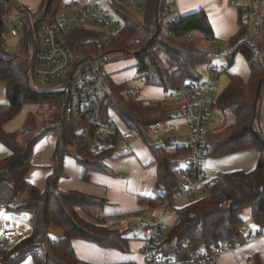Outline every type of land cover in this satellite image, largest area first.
<instances>
[{"label": "trees", "instance_id": "obj_1", "mask_svg": "<svg viewBox=\"0 0 264 264\" xmlns=\"http://www.w3.org/2000/svg\"><path fill=\"white\" fill-rule=\"evenodd\" d=\"M263 1L256 0L257 8ZM59 3L60 0H42L38 8L39 21L44 23L54 19ZM18 6L13 0H0V20ZM172 6V0H144L142 19L129 9L119 7L117 10L124 24L111 35L110 50L107 51L111 60L134 59L136 62L132 66L144 76L145 84L158 86L163 93L179 88L184 81L200 78L197 66L210 60L209 50L198 48L193 39L186 40L187 33L196 32L203 38L208 35L218 43L211 35L208 15L202 9L181 15L177 20L170 18L164 31L160 20L165 10ZM243 20L244 17L239 18L237 32L226 43V61L230 65L234 55L242 52L249 77L245 80L238 74L227 73L228 82L217 96L216 105L220 110H229L234 119L228 125L210 130L208 139L212 155L253 147L259 151V156L252 170L219 172L208 181L206 196L180 208L172 206L176 220L167 231L168 238L188 240L192 247L214 248L226 242L243 243L244 227L252 226L254 231L264 228V135L258 124V100L264 86V56L259 59L254 48L243 43V28L247 24ZM68 36V43L84 60L100 49H93V52L85 47L98 44L97 34L93 31L74 30ZM136 39L138 43H135ZM208 45L213 48L211 43ZM30 56V46L22 38L14 53L0 47V80L6 82L7 98V103H0V143L9 150L8 155L0 158V209L26 213L30 224V234L19 237L10 248L1 251L0 264H19L27 256L32 257L34 264H82L72 247L73 239L87 240L126 253L129 240L124 232L95 223L106 217L104 207L107 201L104 197L56 187L57 180L64 175L63 159L71 155V149L75 147L71 140L73 129L82 122L62 117V93L42 90L31 82ZM113 73L108 71L110 97L100 102V119L103 123L108 122L112 111L128 129L147 138V125L169 118V111L160 105L144 106L143 100L135 96L137 91L129 90L125 94L130 97H125L126 79L115 82L110 77ZM25 104L38 108L48 105L42 118L44 122L37 128L41 110L36 113L28 110L20 129L6 130L4 124ZM52 123L56 126L51 127ZM50 130L57 133L58 139L52 154L51 173L46 187L40 190L25 175L33 165L34 145ZM118 134V127L103 132L99 138L102 146L98 151H88L81 146L76 150L78 154L74 157L84 167L83 178L88 179L93 170L112 173L104 159L123 155L117 144ZM153 151L161 193L138 197L141 208L137 212L154 209L161 201L170 200L172 193L178 192L186 182L177 170L180 160L171 150L158 147ZM177 152L184 155L182 149ZM13 202L14 206H11ZM247 209L251 225L244 220ZM51 227L59 228L61 236L53 238L49 233ZM251 264L260 263L253 258Z\"/></svg>", "mask_w": 264, "mask_h": 264}, {"label": "built area", "instance_id": "obj_2", "mask_svg": "<svg viewBox=\"0 0 264 264\" xmlns=\"http://www.w3.org/2000/svg\"><path fill=\"white\" fill-rule=\"evenodd\" d=\"M143 1L71 0L69 4H65L67 8L65 13L44 23L39 21V9L31 5H19L16 10L0 20V47L5 48V36L24 39L30 46L31 82L42 90L62 93V117L82 122L73 129L71 137L73 146L98 151L102 146L99 138L103 136V132L113 131L115 125L111 120L103 123L99 112L101 100L110 97L106 69V64L111 59L109 52L92 53L91 58L84 60L68 43V35L74 30H90L97 34L96 40L99 45L107 43L111 35L124 24L117 9L122 6L140 10ZM102 2L107 4V8ZM172 12L173 20L181 16L175 12L173 6L166 9L160 20L164 31L169 24L167 16ZM241 12L243 16L246 14L249 16L247 32L243 35L242 41L262 56L253 38L258 28L260 29L256 6L254 4L243 6ZM185 39L190 40V33L185 35ZM204 39L213 46L209 51L210 60L206 62L208 64L206 78L184 81L179 88L168 91L164 98L142 99L145 105L161 101L173 106L169 118L149 125L152 139L147 142L150 146L171 150L176 158L184 160L185 165L178 167L177 170L185 179V184L178 192L172 193L170 200L159 203L156 208L160 214L129 212L95 221L99 225L124 232L128 240L138 242L142 258L140 262L134 264H213L223 251L235 249L242 244L226 242L214 248L192 247L188 240L168 238V229L162 221L166 211L171 209L180 197L195 200L206 195V187L211 180L204 172V161L211 151L208 132L225 123L219 116L221 110L216 105V98L213 97L214 79L225 67L220 65L217 68L212 61L215 56L226 60V51L220 50V43L211 40L208 35ZM138 41L136 39L135 43ZM172 118L183 120L186 127L184 133L179 132V124L170 123ZM54 126L56 124L52 123L51 127ZM117 140L125 144L129 136L120 133ZM178 149H182L184 155L177 152ZM154 192V195L161 193L158 183L154 187ZM10 205L14 206V202ZM263 230L249 229L245 233V241L261 237L264 234ZM20 232L21 230L11 226L0 230V257L1 251L10 248Z\"/></svg>", "mask_w": 264, "mask_h": 264}, {"label": "crops", "instance_id": "obj_3", "mask_svg": "<svg viewBox=\"0 0 264 264\" xmlns=\"http://www.w3.org/2000/svg\"><path fill=\"white\" fill-rule=\"evenodd\" d=\"M13 2L18 5H31L37 9L42 4V0H13ZM172 5L175 8V12L181 15L190 14L201 9L204 10L208 15L209 24L212 29L211 35L214 40L218 41L220 44H226L237 32L239 28V18H243L241 8L249 5V1L172 0ZM11 12L12 11H10V13ZM191 34H194V39L191 37ZM192 39L194 41L201 39L205 42L203 36L196 32L190 33V40ZM206 48L209 49V45H205L203 49ZM5 88L6 82L0 80V103H7ZM167 92L163 93L160 91V94L156 97H152V99L164 98ZM258 111V124L264 135L263 98L259 100ZM109 116L115 128L118 127L123 136H129L128 142L125 144L122 143L121 147H119L123 155L116 158L104 159V163L112 170V173L93 170L89 172L88 179H85L83 178V165H81L75 159L74 154L71 153V155H66L63 159L64 175L57 180L56 187L60 190L75 189L88 194L104 197L107 201L104 207V213L106 217H113L124 213L137 212V210L141 208L137 201L138 197H151L154 195L150 194L157 183V166L153 150L158 147L150 146L146 138L139 136L136 131L128 129L114 112L110 111ZM134 134L136 138H133ZM57 139V133L50 130L46 132L33 147L31 157L33 165L27 171L25 178L36 185L40 190L46 187L47 177L51 173L52 154ZM8 153L9 150L0 143V158L8 155ZM258 156L259 151L253 147L244 148L224 155L209 154L204 161V172L207 177L213 179L219 172H231L236 170L250 171L255 167ZM41 166H45L46 169L43 171L37 170V168ZM190 202L191 200L189 198L180 197L176 200L175 207L180 208ZM157 210V208H154L141 212L148 215H157ZM26 215L29 221V215ZM6 226L11 225H4L1 229ZM249 229H252V226L248 228L244 227L243 231L246 233ZM128 244L129 251L123 253L115 248L101 247L87 240H72V247L77 257L79 258L78 252H80L81 249L85 250L89 252L90 255H81L83 261L91 264H126L125 262L134 264L140 262L142 256L139 251L138 242L129 240ZM253 258L260 264H264V234L261 237H253L243 242L235 249L223 251L213 264H251ZM19 264H34V262L31 256H27Z\"/></svg>", "mask_w": 264, "mask_h": 264}, {"label": "rangeland", "instance_id": "obj_4", "mask_svg": "<svg viewBox=\"0 0 264 264\" xmlns=\"http://www.w3.org/2000/svg\"><path fill=\"white\" fill-rule=\"evenodd\" d=\"M70 1L71 0H60L58 9L56 11V17H59L63 12L65 13L67 11V8H65V4H69ZM103 1H105V0H103ZM244 1H249V5L254 4L256 6V13H257V18L259 21L260 29L258 28V31H256V33L253 35V38H254V43L256 44L258 50L262 54V56H259L258 54H257V56L259 59H262L264 56V1L262 2L261 6L258 8H257V4L255 3L256 0H244ZM102 4L105 8H107V4L105 2H102ZM129 10L132 13H134L137 16V18H139V19H142L144 17L145 11L143 8L140 10H132V9H129ZM172 15H173V12L171 14H169L167 17H169V19H170ZM243 17L245 18V20H243V21L248 24L249 23L248 22V19H249L248 14L244 15ZM247 24L243 28L244 31H243L242 37L247 32V30H246L248 27ZM191 37L194 39V34H191ZM19 39H20L19 37L5 36L4 37L5 49L11 53L16 52L19 48ZM106 42L107 43H103L101 45L96 43V44H91V45H88L85 47L88 48L90 51H93V49H97L99 47L100 49L98 50L97 53L105 52V51L110 50L109 49L110 41L108 40ZM205 42L203 40L199 39L193 43L195 45H197L198 48L203 49L205 47V45H208L207 42L206 43ZM101 47H103V48H101ZM222 49L223 50L226 49V44H223V43L220 44V50H222ZM208 50L211 51L212 49L209 48ZM135 62L136 61L132 58L124 59V60L123 59H118V60H111L110 59L106 64V69H107V71H114V73L110 76L113 81L116 82V81L126 79L125 84H126V86H128V88H126L123 92V95L125 97H127V98L130 97L128 94H125L129 90L134 91V92L137 91L135 96L137 98H140V99L152 98V97L158 96L160 94V91H161L160 88L158 86H152V85H146L145 84L144 76H142L141 73H138L136 71V68L134 66H132L133 64H135ZM212 64L217 68L220 65H223L224 67H226V69L220 71L219 75L214 79V89H213V97L214 98H217V96L220 94V92L223 90V88L227 84V82H228L227 73L238 74L245 80L249 77V68H248L247 62H246L245 57H244L242 52H237L234 55L233 61L231 62L230 65L227 63V61L225 59H223L221 57H217V56H215L213 58ZM207 67H208L207 63L199 64L197 66V70H198V72L202 78H206V76H207ZM116 70H118V71H116ZM260 93H261V97L259 100H261L262 98L264 99V86H262ZM259 100H258V103H259ZM142 103L144 106H149V107L155 106V105H160L161 107H163L165 110H167L169 112H171V110L173 109L172 105H167L165 103H162L161 101H154L150 105H145L144 101H142ZM47 108H48V105L46 107H45V105H42L40 108H38L36 105L25 104L22 107V109L12 119H10L5 124L4 127L7 130L20 129L23 122H24V119H25L24 117L26 115V112L28 110L34 111L35 113L39 112V110H41V112L38 113V115L40 117H38L39 119H38V122L36 125V127L39 128L40 125L44 122L42 120V118L45 117ZM50 108H52V107H50ZM219 116L225 120V122H226L225 125H228L234 119L233 114L229 110L220 111ZM258 120H259V112H258ZM157 121H163V120H157ZM157 121H154V122H157ZM151 123H153V122H151ZM151 123H149L146 127V137H147L146 139H147V141L149 140V142L152 139L150 137V132H149V125ZM170 123L179 124L180 125V131L179 132L180 133L185 132L186 127H185L183 120H180L177 118H172ZM135 136L136 135L134 134L133 138ZM135 140H137V139H135ZM180 140H181V138H180ZM122 143L124 144L123 141L117 142L119 147H121ZM78 148L79 147H77V146H75L74 148L72 147L71 150L73 151L74 155L78 154V152H77ZM75 150H77V151H75ZM136 163L139 164L138 162H136ZM184 165H185V162L183 159H181L177 164L178 167H183ZM44 169H46L45 166H41V167L37 168V170H39V171H43ZM207 192H206V195H207ZM150 194H155L154 189L151 191ZM159 212H160L159 210L156 211L157 214H159ZM175 217H176V215H175V212L173 209H168L166 211L165 215L163 216L162 221L165 224L167 229H169L172 226V224L175 221ZM250 218H251V216H250L249 210L247 209L244 212V219L246 220V223H248L249 225H251V223H252ZM4 225H11L12 227H15V228H18L19 230H21L18 237H23V236L30 234V224H29L27 215L24 213H17V212L7 210L4 208L0 209V229ZM49 233L51 234V236L53 238L61 236V231L59 228L51 227ZM18 237L15 238V240L18 239ZM81 255H84V256L90 255V253L85 251V250H82V249L80 250V252H78L80 262L83 264L87 263V262L83 261V258Z\"/></svg>", "mask_w": 264, "mask_h": 264}, {"label": "water", "instance_id": "obj_5", "mask_svg": "<svg viewBox=\"0 0 264 264\" xmlns=\"http://www.w3.org/2000/svg\"><path fill=\"white\" fill-rule=\"evenodd\" d=\"M255 103H256V100H255Z\"/></svg>", "mask_w": 264, "mask_h": 264}]
</instances>
